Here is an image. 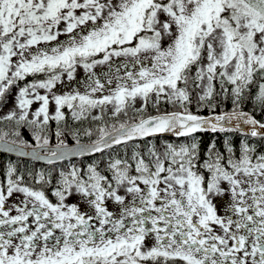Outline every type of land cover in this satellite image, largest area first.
Segmentation results:
<instances>
[{"label": "snow or ice", "instance_id": "snow-or-ice-1", "mask_svg": "<svg viewBox=\"0 0 264 264\" xmlns=\"http://www.w3.org/2000/svg\"><path fill=\"white\" fill-rule=\"evenodd\" d=\"M10 97L0 264H264V0H0Z\"/></svg>", "mask_w": 264, "mask_h": 264}, {"label": "flooded vegetation", "instance_id": "flooded-vegetation-1", "mask_svg": "<svg viewBox=\"0 0 264 264\" xmlns=\"http://www.w3.org/2000/svg\"><path fill=\"white\" fill-rule=\"evenodd\" d=\"M97 73V72H96ZM102 73H104V71H101V72H98L97 74L98 75H101ZM22 134L24 136L25 139H28L30 140L31 139V135H30V132L26 129H23L22 130ZM171 142H174V143H180L182 142L181 139L179 140H172ZM52 143H54V141H52ZM157 144V143H156ZM159 146V144H157ZM98 155L96 156H90V157H82V158H77V159H73L72 160V163H75L77 164V166H84L88 163H91L93 160H96L98 159ZM11 160L12 162H15L17 163L22 170L26 169V166L24 164V162H30V163H34V164H37V165H41V166H45V167H48L49 165L47 164H42V163H39L35 160H31V159H22L20 157H17V156H13V155H8V154H5V153H1L0 152V168H3V166L9 161ZM67 161H63V162H60V163H57V167H64L67 165ZM51 199H53V201L55 200L54 197H50ZM78 199L77 196L73 195L69 200H68V203H73V202H76ZM83 207V205H81ZM111 207V205H110Z\"/></svg>", "mask_w": 264, "mask_h": 264}, {"label": "rangeland", "instance_id": "rangeland-1", "mask_svg": "<svg viewBox=\"0 0 264 264\" xmlns=\"http://www.w3.org/2000/svg\"><path fill=\"white\" fill-rule=\"evenodd\" d=\"M64 39H65V37L62 36V37H61V40H64ZM113 68H115V69H112V70H111V71H112V74H113V75H117V73H116V66L114 65ZM105 69H108L107 65H102V66H98V67L95 69V71L98 73V72L104 71ZM124 71H125V69L121 68V69H120V72H119L118 74H119V75H123ZM107 72H109V71H104V73H107ZM104 73H102L101 75H103ZM84 76H85V73H84L83 69H82V68H78L77 73H76V77H77V79L83 80ZM64 79L66 80V76H65ZM58 87H59V86H58ZM10 107H11V97L9 98V103H8V105L5 106V107H3L2 110H0V115L5 114V113L9 110ZM34 107H35V106H34ZM166 107H167V106H166ZM169 110H170V109H169ZM84 122H85V123H83L82 128H87V127H90V126L93 127V128L96 127L95 124H90L89 121H84ZM79 124H80V123H77L75 126L78 127ZM73 125H74V124H73ZM73 125H71V126L74 127ZM0 126H2V125H0ZM52 127H53V128L55 127V124H54V123H53ZM94 138H95V137H93V139H94ZM52 141H54V143H55V137H54V136H53V138H52ZM83 141H87V140H83ZM155 142H156L157 144H159V146H160V145H162V143L165 142V141H164V140H159V141H155ZM69 143H70V144H74V141L71 139V137H69ZM15 162H16V161H15ZM17 163H18V162H17ZM24 164H25V166H26V169H28V170H36V171H39V170H42V169L50 168V166L45 167V166L37 165V164H34V163H30V162H24Z\"/></svg>", "mask_w": 264, "mask_h": 264}, {"label": "trees", "instance_id": "trees-1", "mask_svg": "<svg viewBox=\"0 0 264 264\" xmlns=\"http://www.w3.org/2000/svg\"><path fill=\"white\" fill-rule=\"evenodd\" d=\"M202 114L203 115H208V112L205 110ZM83 123H85V122L80 123L78 127L82 128ZM75 125L76 124H74L73 126L76 127ZM200 135L202 136L203 140H205V141H208L212 137V134L211 133H203V134H200ZM216 135L218 136L219 139H222L223 138V134H216ZM81 139L83 141V140H87L88 138L82 136ZM174 139H176V138L163 137L162 139H156V141L164 140V141L171 142Z\"/></svg>", "mask_w": 264, "mask_h": 264}, {"label": "water", "instance_id": "water-1", "mask_svg": "<svg viewBox=\"0 0 264 264\" xmlns=\"http://www.w3.org/2000/svg\"><path fill=\"white\" fill-rule=\"evenodd\" d=\"M162 136H168V137H175V136H173L172 134H164V135H162ZM0 151H2V152H4L3 150H0ZM6 153V152H5ZM9 154H13V155H17L16 153H9ZM18 156V155H17ZM19 157H21V156H19ZM22 158H28V159H32V160H34L32 157H30V156H24V157H22ZM76 158H78V157H76ZM37 162H40V163H47L46 161H37Z\"/></svg>", "mask_w": 264, "mask_h": 264}]
</instances>
